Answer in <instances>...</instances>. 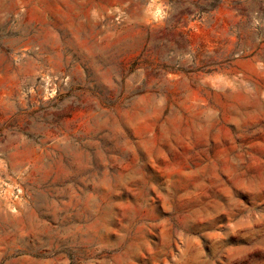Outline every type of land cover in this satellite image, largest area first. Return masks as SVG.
I'll return each mask as SVG.
<instances>
[{
    "label": "rangeland",
    "instance_id": "obj_1",
    "mask_svg": "<svg viewBox=\"0 0 264 264\" xmlns=\"http://www.w3.org/2000/svg\"><path fill=\"white\" fill-rule=\"evenodd\" d=\"M0 264H264V0H0Z\"/></svg>",
    "mask_w": 264,
    "mask_h": 264
}]
</instances>
